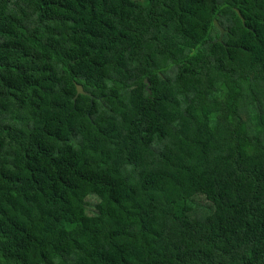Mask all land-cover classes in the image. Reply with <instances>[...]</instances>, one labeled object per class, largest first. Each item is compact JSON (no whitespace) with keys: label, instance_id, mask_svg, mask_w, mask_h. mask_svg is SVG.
Returning <instances> with one entry per match:
<instances>
[{"label":"trees","instance_id":"obj_1","mask_svg":"<svg viewBox=\"0 0 264 264\" xmlns=\"http://www.w3.org/2000/svg\"><path fill=\"white\" fill-rule=\"evenodd\" d=\"M0 264H264V0H0Z\"/></svg>","mask_w":264,"mask_h":264},{"label":"water","instance_id":"obj_2","mask_svg":"<svg viewBox=\"0 0 264 264\" xmlns=\"http://www.w3.org/2000/svg\"><path fill=\"white\" fill-rule=\"evenodd\" d=\"M236 12H237V14L239 15V17H240L242 23H244V20H243V18L240 16L239 11L236 10ZM213 23H214V25L217 27V29L219 30V36H218V38H217V41L222 42V37H223V34H224V32H225V29H224L222 26H220V25L217 23L216 20H213ZM144 83H145V89H146L147 92L150 94L151 91L148 89V85H149V83H148V81H147L146 79H144ZM75 86H76V94H75L73 100H75V98H76L78 95H87V96H90L91 99H93V96L90 95L89 93L85 92V91L83 90V88H82L81 85L76 84ZM91 103H92V102H91Z\"/></svg>","mask_w":264,"mask_h":264}]
</instances>
